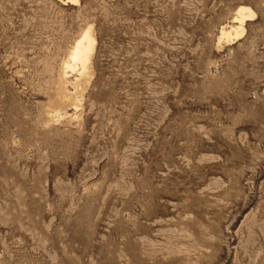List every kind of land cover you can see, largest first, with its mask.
Here are the masks:
<instances>
[{
  "label": "rangeland",
  "instance_id": "374dc122",
  "mask_svg": "<svg viewBox=\"0 0 264 264\" xmlns=\"http://www.w3.org/2000/svg\"><path fill=\"white\" fill-rule=\"evenodd\" d=\"M0 264H264V0H0Z\"/></svg>",
  "mask_w": 264,
  "mask_h": 264
},
{
  "label": "bare ground",
  "instance_id": "6f19581e",
  "mask_svg": "<svg viewBox=\"0 0 264 264\" xmlns=\"http://www.w3.org/2000/svg\"><path fill=\"white\" fill-rule=\"evenodd\" d=\"M74 1H76V0H74ZM254 14H255V10L253 8H251L250 6H247V5H241L240 4L239 8L237 9L236 16H234V21L238 22L239 24H237V25L232 24V25H230V27H228L227 25L222 27L220 39L233 40L234 38L239 37L240 34L244 31V28H245L244 24H245L246 20L251 19L254 16ZM75 41L76 42L74 43V45L71 47V49L69 51V55H70L69 59L64 61V64L62 67L61 79L58 83L59 85H58L57 91L55 93V97H54L55 101L54 102H57V101L61 102L64 99V97L68 98L70 96L69 95L70 93L68 94L65 91L66 86L64 83H66V82L67 83H74L75 85H77V83H78V81H80V79H82L86 74L90 73L89 68H90V63H91L92 57H93L92 54L94 53L95 47H97L96 44L98 42L96 40L94 33H93L92 27L90 26V27L85 28L83 30L82 34ZM70 71L75 73L74 77H69ZM83 80H85V78L82 79L81 81H83ZM55 107H57V105ZM62 108H64V107H62ZM60 109H61V107H60ZM51 111H53V110H51ZM66 112H64V113H66ZM66 114H69V113H66ZM74 116H77V115H74Z\"/></svg>",
  "mask_w": 264,
  "mask_h": 264
}]
</instances>
